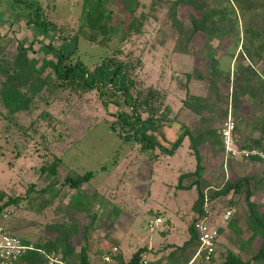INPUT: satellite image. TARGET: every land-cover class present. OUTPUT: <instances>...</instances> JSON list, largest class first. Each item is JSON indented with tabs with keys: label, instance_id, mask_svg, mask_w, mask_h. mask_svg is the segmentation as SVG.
I'll return each instance as SVG.
<instances>
[{
	"label": "rangeland",
	"instance_id": "374dc122",
	"mask_svg": "<svg viewBox=\"0 0 264 264\" xmlns=\"http://www.w3.org/2000/svg\"><path fill=\"white\" fill-rule=\"evenodd\" d=\"M36 1L42 6L43 18L55 25L64 36L76 34L83 0ZM170 1L140 0L136 15L139 17L143 14L145 20L139 33H132L123 40L119 33L108 46L80 39L77 55L91 68L110 57L127 63L135 83L133 94L137 89L159 90L163 105L169 109L167 121L173 122L163 127L165 139L172 143L181 125L194 128L199 121L198 116L183 107V101L188 100V94L204 96L209 85L206 80H200L196 74H192L194 67L203 73L208 65L206 60L197 55L204 45L205 37L196 34L187 46L188 52L183 51V43L178 40L168 15L167 3ZM16 5L15 0H0V34L6 36L4 43L9 42V55L14 52L18 41H24L27 47L35 39L34 31L25 24L26 9ZM110 5L113 23L123 21V27L126 26L129 19L121 1L110 0ZM188 11L185 5L177 8V18L186 26ZM51 34L54 35L53 32ZM43 41L48 43V40ZM51 43L55 47L60 45L55 35ZM228 44L229 41L221 45L215 41L213 44L221 59V66L227 65L225 54ZM32 47L29 56L38 55L42 58L37 51L38 43L33 42ZM257 71L264 77V59L258 63ZM47 72L49 70L44 74ZM187 74H190L189 79ZM221 89L228 96L226 113L233 118L231 87L222 84ZM242 111L247 120L254 123L261 119L263 110L259 108L253 113L249 107H245ZM116 113L117 108L113 105L107 109L102 107L95 91L77 93L75 90H58L50 94L45 90L27 112L13 116L4 110L0 101V206L9 200L18 199L16 204L8 206L10 208L6 206L0 215L1 218L6 209L10 212L5 222L9 230L16 236L33 241L43 234V225L60 218L62 206L72 195L71 192L65 190L63 198H57L47 206V201L54 197L56 190L53 188L39 194L41 189L49 185L47 176L41 175L40 167L50 163L54 154L61 160L60 181L68 174L92 173L85 186L83 199L76 197V200L79 203L86 199L89 201L83 204L79 218L83 224L90 225L89 251L93 250L97 258H102L99 254L101 250L92 243L98 245L101 230L108 235L115 233L118 220L125 230L130 228L131 232L140 234L144 239L155 236L163 244H180L182 235L187 233L186 224L193 218L191 205L197 196L195 185L189 190L177 187L181 171L193 172L195 169V160L188 154L187 142L175 157H158L155 163L152 151H141L140 145L134 140H127L112 132L109 122L116 121ZM235 125V143L244 147L243 139L252 133L251 126L243 127L236 121ZM52 126L55 128L52 129ZM62 132L63 136H60ZM253 134L257 136V133ZM41 136H44L42 141ZM160 142L169 148V144L161 138ZM201 154L205 171L200 186L210 187L208 193L220 188L228 180L235 181L246 174L264 170L263 163L250 164L239 159L224 162V149L223 154L213 156L209 148L204 146ZM191 180L193 178L185 179L183 184L188 186ZM261 198L264 201L263 195ZM235 202L234 215L242 218L246 210L243 196L235 198ZM157 215L161 216L163 223L150 229L149 222ZM101 223L105 228H100ZM163 230H168L162 236L164 238L160 235ZM243 236L245 239L247 234ZM232 240L235 241V238ZM75 243L79 249V236ZM228 245L225 234L218 250L223 252ZM180 247L176 246V253L180 252Z\"/></svg>",
	"mask_w": 264,
	"mask_h": 264
},
{
	"label": "trees",
	"instance_id": "16d2710c",
	"mask_svg": "<svg viewBox=\"0 0 264 264\" xmlns=\"http://www.w3.org/2000/svg\"><path fill=\"white\" fill-rule=\"evenodd\" d=\"M120 1L129 19L126 26L123 27V21L113 23L110 0H83L76 34L64 36L55 25L43 18V9L38 1L15 0L18 6L22 5L26 9L25 24L34 31L35 39L27 47L24 41H18L14 52L9 55V42L4 43L6 36L0 34V101L4 110L12 116L27 112L45 90L50 94L58 90H75L77 93L95 91L104 109L110 105L117 108L116 121L109 122L112 132L127 140H134L140 145L141 151H152L155 163L158 157H175L187 142L188 154L195 160V169L193 172L181 171L177 187L189 190L195 185L197 196L191 205L193 218L186 224L188 240L179 248L181 251L191 249V255L184 264L190 262L198 248V234L194 226L199 219L215 227L219 238L227 234V249L218 254L219 245L216 244L211 264L218 260L217 264H264V201L261 198L264 196V170L246 174L235 181L228 180L210 193L207 192L210 187L200 186L205 171L201 149L207 146L211 155L223 154L220 131L227 115L228 96L223 93L222 84L231 87L233 120L243 127L251 126L252 133L243 139L244 147H238L264 151V77L257 71L258 63L264 59V0H171L167 3L168 15L178 40L183 43V51L188 52L187 46L196 34L204 35V45L197 55L206 60L208 65L203 73L194 67L192 74H196L200 80H206L209 85L204 96L188 94V100L183 101V107L198 116L199 121L194 128L181 125L172 143L165 139L163 127L173 122L167 121L169 109L163 105L159 90L137 89L133 94L135 83L130 75L131 70L127 63L115 57L104 59L92 68L78 58L80 39L108 46L119 33L123 40L141 31L145 17L143 14L139 17L136 15L140 0ZM179 5L189 9L187 26L177 18ZM52 32L60 41L58 47L51 43L54 36ZM44 39L48 43H44ZM215 41L220 45L229 41L225 54L226 66L220 64L218 51L213 47ZM33 42L38 43L37 51L42 58L38 55L29 56ZM46 70L49 72L44 74ZM187 77L189 79L190 74ZM245 107H249L253 113L262 108L261 119L250 123L242 111ZM48 128L49 124L46 125ZM63 133H59L60 136ZM253 133H257V136ZM43 138L41 136V141ZM160 138L169 144V148L160 142ZM52 155V161L40 167V173L47 176L49 185L41 189L39 194L53 188L56 190L46 206L57 198H63L65 190L72 195L62 206L60 218L42 226V235L33 241L18 236L26 244H32L34 250L28 251L15 264H90V225L83 224L79 218L83 204L89 201L86 199L79 203L76 199H83L85 186L92 173L68 174L60 181L61 160ZM247 162L256 165L261 163L258 160ZM189 178H193L192 182L188 186L184 185L183 181ZM240 196H243L246 206L243 217L235 216L233 212L228 221H223L225 213L236 205L235 198ZM17 202L18 199H13L1 205L0 215L6 206L10 208L8 206ZM6 225L8 228L9 225ZM244 234H247L245 239ZM78 236L81 244L76 252L75 239ZM144 251L138 249L127 262L122 261L119 255H113L112 259L114 264H141ZM108 253V250L99 251L102 256Z\"/></svg>",
	"mask_w": 264,
	"mask_h": 264
},
{
	"label": "built area",
	"instance_id": "2783aa9c",
	"mask_svg": "<svg viewBox=\"0 0 264 264\" xmlns=\"http://www.w3.org/2000/svg\"><path fill=\"white\" fill-rule=\"evenodd\" d=\"M235 122L230 114L227 115L223 128L220 131L221 140L224 149V162L228 159H239L243 161L258 160L264 164V151L254 148H239L234 140ZM233 210H228L223 221H228L233 214ZM10 212L6 211L0 218V264H15L28 251L34 250L33 245L26 244L20 237L13 234L6 225ZM161 220L156 218L154 223L149 222V227L153 228L154 224L160 223ZM195 229L198 234L199 245L189 264H211L216 244L219 239L218 231L215 227L210 226L204 220L199 219L195 223ZM105 264H111L112 259L109 256L103 258ZM141 264H148L143 260Z\"/></svg>",
	"mask_w": 264,
	"mask_h": 264
},
{
	"label": "crops",
	"instance_id": "0c3cea01",
	"mask_svg": "<svg viewBox=\"0 0 264 264\" xmlns=\"http://www.w3.org/2000/svg\"><path fill=\"white\" fill-rule=\"evenodd\" d=\"M156 218H159L161 222L158 224H154V226L163 223L161 216L158 215L154 218L153 221L150 222L154 223ZM126 223L129 224V222ZM154 226L152 229H154ZM100 228H105V226H103V224L101 223ZM115 229L116 234L112 232L110 233L111 235L103 232V230L100 231L98 245H96L95 243H92V245H94L95 247L98 246L100 250H108L109 253L102 256V258H97L92 252L93 250H90L88 252L90 264H105L103 258L105 256H109L112 259L113 255H119L122 258V261L127 262L138 249H145L142 257L143 260H146L148 262V264H184L185 259H187L191 255V249H188L186 251L180 250L181 253H176V251H178L176 250V246H182L188 240L187 233H184L182 235V240L180 244L177 245L176 243L163 244L159 237L155 236L144 239L140 234L135 235L133 232H131L130 228L129 230H125V228L121 226L120 220H118L115 224ZM167 232L168 230H163L162 232H160L161 237L165 236ZM109 240H111L112 242H109ZM220 243H222V237L218 239L217 245H219ZM217 248L219 249L220 247L217 246ZM75 249L76 252L79 251L76 246ZM218 249L217 253L219 254L220 250ZM217 258L220 259L219 255H217ZM218 262L219 260L215 261L212 264H217ZM111 264H114L113 259Z\"/></svg>",
	"mask_w": 264,
	"mask_h": 264
}]
</instances>
